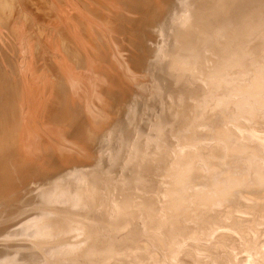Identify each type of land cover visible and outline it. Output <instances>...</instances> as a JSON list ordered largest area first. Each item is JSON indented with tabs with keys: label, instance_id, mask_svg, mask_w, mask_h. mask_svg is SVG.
<instances>
[{
	"label": "bare ground",
	"instance_id": "1",
	"mask_svg": "<svg viewBox=\"0 0 264 264\" xmlns=\"http://www.w3.org/2000/svg\"><path fill=\"white\" fill-rule=\"evenodd\" d=\"M7 32L0 264H264V0H0ZM27 157L48 171L20 190Z\"/></svg>",
	"mask_w": 264,
	"mask_h": 264
},
{
	"label": "rangeland",
	"instance_id": "2",
	"mask_svg": "<svg viewBox=\"0 0 264 264\" xmlns=\"http://www.w3.org/2000/svg\"><path fill=\"white\" fill-rule=\"evenodd\" d=\"M27 1H29V0H27ZM82 1H86V0H82ZM154 2H160V0H154ZM30 4V6L28 5L27 7H26V9H25V12L24 13H27L28 15L30 14V17L31 18H33L32 19V22H30L29 24H23V23H21L22 22V18L20 17L21 15H23L24 13L23 12H21V10L20 9H16L15 11H14V18L15 19H17V22H16V26L18 27H21V29H24V31L23 32H25L26 33V31L28 32L27 33V36H29L28 38H29V41H30V44H32V46L34 47V48H36V50H37V56H35V61H37V63L38 62H40V63H38V64H35L34 66H33V68H34V70H36V71H42L43 69H45V68H47V67H49L50 68V70H48V72H51V70H52V65H51V62H50V55H52L53 54V52H51L52 51V49H51V51H50V48H52L49 44H50V40H49V37L48 38H46L47 40H44V39H41V38H39V34H38V31H36V30H39V29H37V28H39V27H41L42 28V30H44V31H41L43 34H45L46 32H47V28H51V29H54L55 28V26L53 25V20H51L50 18V20L49 19H42L41 18V16H40V12H38V11H36V7L34 6V5H32V3L30 2L29 3ZM47 6L48 5H46V6H44L43 8H47ZM146 8H148V7H146ZM35 9V10H34ZM49 10L50 11H53L54 9L52 8V7H50L49 8ZM21 13H20V12ZM19 15V16H18ZM136 18H138V17H136ZM19 19V20H18ZM121 20V18H119L118 19V21L117 22H119V23H116V24H120L121 25V23H123L122 21H120ZM36 21V22H35ZM33 23V24H32ZM21 24V25H20ZM43 24V25H42ZM29 25H31V27L29 28ZM32 25H33V27H32ZM48 26V27H47ZM127 27H128V30H127V32L125 33V35L123 34V35H120V37H119V39H121V40H119L120 42L122 41V40H124V41H122L121 42V45L124 47V50L125 51H123V58L124 59H127L129 56H131V50H133V42H134V40H136V33H137V30H136V27H135V25L134 24H128L127 25ZM35 28H36V30H35ZM34 29V30H33ZM29 30L31 31V32H29ZM31 33V34H30ZM130 33V34H129ZM54 34V33H53ZM57 36H60L61 34L63 35V33L61 32V31H59V32H56L55 33ZM13 34V32H11V33H9V32H7V34H6V36H3V41L2 42H0V49L10 58V60L12 61V62H16L17 61V59H18V57H17V54H16V52L14 51L15 49V46H16V36ZM50 36L52 35V33L51 34H49ZM11 36V37H10ZM9 37V38H8ZM15 39V40H14ZM41 39V40H40ZM38 40V41H37ZM42 41H44V42H42ZM16 42V43H15ZM33 42V43H32ZM126 43V44H125ZM43 44V45H42ZM3 45V46H2ZM15 45V46H14ZM6 46V47H5ZM48 46H50V48L48 47ZM7 48V49H6ZM11 50H10V49ZM39 48V49H38ZM63 48H65V46L63 47ZM41 49H43V50H41ZM5 50V51H4ZM8 50V51H7ZM42 51H43V54H42ZM8 52H10V53H8ZM11 55V56H10ZM13 55V56H12ZM43 56V57H42ZM17 58V59H16ZM43 59V60H42ZM110 61V60H109ZM44 63H45V65H44ZM111 61H110V63L108 64H101V67H103L105 70H106V72L108 73V76H110V77H112V78H114V77H122V74H121V72H122V66L120 65V63H115V65H113L114 63H112V65H111ZM43 65V66H42ZM107 65V66H106ZM109 65V66H108ZM37 66H39V67H37ZM104 66H106V67H104ZM41 67V68H40ZM112 69V70H111ZM50 76V79H52V80H54L53 78V75H52V73H50L49 74ZM113 75V76H112ZM104 84H107L106 82L104 83ZM105 86V85H104ZM108 87H111L110 85H108ZM146 97V98H145ZM143 99H147V96H145V95H143ZM77 101H79V106H81V103L83 102L82 100H77ZM74 105V103H70L69 104V106L68 107H70V106H72V105ZM78 104V103H77ZM78 106V105H77ZM78 106V107H79ZM80 108V107H79ZM80 110V109H79ZM69 126H66L67 127V129L66 130H71V129H73L74 128V126H75V124L76 123H71V121H65ZM66 123H63V124H66ZM66 124V125H67ZM71 126V127H70ZM70 129H69V128ZM96 138H97V136L96 137H94V139L96 140ZM55 152V151H54ZM57 153H59V152H57L56 151V153H55V155H57ZM54 154V153H53ZM26 159V161H27V163H29V164H27L26 163V166L23 168V170L20 172V170H18V172H16V170L14 171V179H15V182H16V184H17V188L18 189H20V190H23V188H24V185H23V183L24 182H26L27 183V181H29V183L31 182V180L33 179V178H38V176H39V174L41 173V172H46V171H48V166H47V161H49V158L48 159H44V158H41L40 160L38 159V160H32L31 158H29V157H27V158H25ZM31 161V162H30ZM34 161V162H33ZM46 161V162H45ZM35 162H36V164H35ZM43 163V164H42ZM28 167H30V169L28 168ZM46 167V168H45ZM25 169V170H24ZM36 170V171H35ZM43 170V171H42ZM30 173H29V172ZM18 173V174H17ZM22 173V174H21ZM24 173V174H23ZM30 175H29V174ZM35 174H37V175H35ZM33 175V176H32ZM20 176V177H19ZM25 176V177H24ZM27 177V178H26ZM32 177V178H31ZM24 179V180H23ZM20 180V181H19ZM25 183V184H26ZM21 187V188H20Z\"/></svg>",
	"mask_w": 264,
	"mask_h": 264
}]
</instances>
